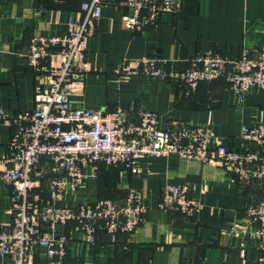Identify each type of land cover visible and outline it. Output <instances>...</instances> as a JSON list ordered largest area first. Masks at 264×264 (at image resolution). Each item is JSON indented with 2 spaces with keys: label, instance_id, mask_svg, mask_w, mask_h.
<instances>
[{
  "label": "crops",
  "instance_id": "crops-1",
  "mask_svg": "<svg viewBox=\"0 0 264 264\" xmlns=\"http://www.w3.org/2000/svg\"><path fill=\"white\" fill-rule=\"evenodd\" d=\"M109 0L87 41L83 75L71 95L73 106L148 109L159 113L164 128L181 123L203 124L227 146L240 148L242 128L264 121V91L250 90L240 101L229 81L202 82L190 95L160 77L119 79L116 67L145 55L165 59L166 69H184L189 60L218 50L239 57L264 43V0H185L183 10L132 33L126 11ZM82 0H0V105L31 110L44 77L30 65L27 53L36 35H64L72 18L81 17ZM13 129L0 122V228L13 223L11 187L2 177L3 156ZM137 171L123 167L85 168L83 188L58 196L57 203L76 205L82 198L124 200L129 189L145 195L147 211L131 234H97L93 248L81 242L73 223L59 226L71 237L64 264H258L264 240L248 230L246 208L258 201L259 188L242 189L220 161L202 163L172 156H144ZM165 184H183L202 203L193 216L159 207ZM42 199L50 198L46 185ZM34 264H50L39 247Z\"/></svg>",
  "mask_w": 264,
  "mask_h": 264
},
{
  "label": "built area",
  "instance_id": "built-area-1",
  "mask_svg": "<svg viewBox=\"0 0 264 264\" xmlns=\"http://www.w3.org/2000/svg\"><path fill=\"white\" fill-rule=\"evenodd\" d=\"M109 0H83L81 17L72 18L64 35H36L27 57L44 81L38 86L31 110L12 111L0 105V122L12 137L3 156L1 177L11 187L13 223L0 228V264H34L33 249H42L50 264H64L71 237L59 226L73 223L80 240L90 249L104 229L110 235L136 231L147 211L145 195L131 188L122 201L82 198L76 205L57 203L58 196L86 184L91 166L123 167L137 171L144 156L185 157L210 163L220 161L242 189L259 188L263 195L248 204V220L233 228H248L264 240V121L242 128L240 148L227 146L210 127L181 123L164 128L159 113L148 109L73 106L71 95L86 70L84 56L94 25ZM124 8L123 23L132 33L180 13L185 0H117ZM160 56L145 55L116 67L119 79L160 77L184 88L188 96L204 81L225 78L240 101L250 90L264 91V43L242 55L208 50L189 60L184 69H166ZM44 185L50 198L42 199ZM202 206L183 184H165L159 207L193 216ZM258 264H264V253Z\"/></svg>",
  "mask_w": 264,
  "mask_h": 264
},
{
  "label": "trees",
  "instance_id": "trees-1",
  "mask_svg": "<svg viewBox=\"0 0 264 264\" xmlns=\"http://www.w3.org/2000/svg\"><path fill=\"white\" fill-rule=\"evenodd\" d=\"M83 1V0H82ZM82 4V3H81Z\"/></svg>",
  "mask_w": 264,
  "mask_h": 264
}]
</instances>
